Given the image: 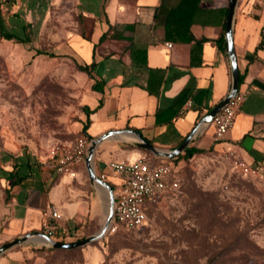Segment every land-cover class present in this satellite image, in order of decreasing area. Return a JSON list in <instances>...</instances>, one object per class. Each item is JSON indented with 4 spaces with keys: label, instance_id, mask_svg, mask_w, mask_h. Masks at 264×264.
<instances>
[{
    "label": "crops",
    "instance_id": "0c3cea01",
    "mask_svg": "<svg viewBox=\"0 0 264 264\" xmlns=\"http://www.w3.org/2000/svg\"><path fill=\"white\" fill-rule=\"evenodd\" d=\"M69 2L80 20L54 33L49 44L91 73L79 71L85 87L82 108L93 112H81L72 127L75 134L82 135L87 124L91 139L133 129L158 148L174 149L228 95L232 79L225 27L230 0H0V5L3 15L35 19L40 12L47 16L43 6L50 16L57 4ZM179 6L182 14L172 17ZM29 22L35 28L37 22ZM33 46L40 47L37 42ZM234 48L243 75L239 90L246 95L235 127L217 141L211 124L192 147L233 151L264 176V4L239 0ZM122 140L104 141L94 157L99 177L117 185L121 180L108 164L143 156ZM85 168L72 176L59 173L47 159L23 153L11 163L0 159V245L43 232L52 207L62 216L56 240L67 241L93 207ZM0 264H22L21 255L7 251Z\"/></svg>",
    "mask_w": 264,
    "mask_h": 264
},
{
    "label": "rangeland",
    "instance_id": "374dc122",
    "mask_svg": "<svg viewBox=\"0 0 264 264\" xmlns=\"http://www.w3.org/2000/svg\"><path fill=\"white\" fill-rule=\"evenodd\" d=\"M43 8L47 16L40 12L35 19L3 15L6 30L31 39L27 44L0 40V159L10 163L21 153L50 161L56 144L80 136L72 129L83 111L79 65L49 44L54 33L80 17L70 2L57 4L50 16ZM29 20L37 22L35 28ZM123 144L155 164L173 166L170 192L146 205L145 226L109 229L104 238L74 250L18 245L9 251L19 253L22 264H264L263 175L243 173L224 151L175 160ZM84 171L93 207L63 242L93 236L106 221L108 195L91 186ZM106 181L118 194V185Z\"/></svg>",
    "mask_w": 264,
    "mask_h": 264
},
{
    "label": "built area",
    "instance_id": "2783aa9c",
    "mask_svg": "<svg viewBox=\"0 0 264 264\" xmlns=\"http://www.w3.org/2000/svg\"><path fill=\"white\" fill-rule=\"evenodd\" d=\"M253 1L264 4V0ZM167 46L172 47V44L168 43ZM245 98V93L239 90L215 116L212 124L217 141H222L235 127ZM191 104V100L186 103L187 106ZM90 141L91 139L80 135L72 141L56 144L51 150L50 162L59 173L75 176L77 169L85 166ZM226 158L245 174L259 173L258 169L249 165L233 151H228ZM108 166L121 180L118 185L119 192L115 193L114 218L110 229L144 227L148 221L146 205L162 201L170 192L173 166L155 164L143 156L134 161L111 162ZM61 218L59 211L52 207L44 223L43 233L56 239Z\"/></svg>",
    "mask_w": 264,
    "mask_h": 264
},
{
    "label": "water",
    "instance_id": "95a60500",
    "mask_svg": "<svg viewBox=\"0 0 264 264\" xmlns=\"http://www.w3.org/2000/svg\"><path fill=\"white\" fill-rule=\"evenodd\" d=\"M238 2L239 0H230L229 11H228L226 27H225V46L230 62L232 82H231L230 91L228 95L224 98V100L220 104H218L214 109H212L207 115H205L201 119L199 125L193 130V132L179 146L175 147L174 149L168 150V149L158 148L153 144L145 141L141 136V134L133 129L110 131L108 133L101 135L100 137L91 139L86 157V162H85L89 180L92 186L98 188L99 191L104 194L107 193L109 197V211L106 214V221L103 227L101 228V230L93 236L74 242L59 241L39 231L28 233L22 237H19L17 239H14L12 241L0 245V258L4 253L9 251L10 249L18 245L28 243L29 240L33 237H40L44 239L46 241V244H44L43 246L51 247L57 250H74L77 248H82L92 242H95L105 237V235L107 234V232L111 227L114 218L115 191L108 182H106L103 178L99 177L94 166L95 153L99 148V146L104 141L108 139L122 140L119 139L121 135L129 134L133 136L134 141H126V140H122V141L131 143L139 149H143L148 152H151L156 157L168 158V159H173L175 157H178L181 154L185 153L190 147H192V144L197 139V137L201 135L209 125L212 124L215 116L221 111V109L226 104L229 103V101L239 91V85H240L239 69H238L237 57L235 54V48H234V19H235V13ZM201 128H203V131L199 133V130Z\"/></svg>",
    "mask_w": 264,
    "mask_h": 264
},
{
    "label": "trees",
    "instance_id": "16d2710c",
    "mask_svg": "<svg viewBox=\"0 0 264 264\" xmlns=\"http://www.w3.org/2000/svg\"><path fill=\"white\" fill-rule=\"evenodd\" d=\"M183 8H184L183 6H179L178 8L172 10L170 12V15L172 17L179 18L180 15L182 14V9ZM28 26H30V25H28ZM188 26H190V24ZM167 32H168V29H167ZM167 34H169V33H167ZM2 39L3 40H7V41H15L16 43H22V44H27V43H29L31 41L30 36L21 37L18 34L14 33V32H11V31H8V30H6L4 28V18H3L2 11L0 9V40H2ZM37 54H43V52L38 51ZM51 56H54V55H51ZM79 69H80V71L87 72L89 74V76L91 75L88 67H84V66H80L79 65ZM239 81H240V84L243 81V75H241V74H239ZM93 89L94 90H98V87L95 85V86H93ZM83 110L85 111V113L87 115H90L93 112L89 108H83ZM87 129H88V124L84 125L82 135H84L87 138L91 139V137L87 134ZM143 139L145 141L151 143V141H149L148 139H146L144 137H143ZM205 152H206V150H203V149H200V148H197V147H190L184 154H182V155H180L178 157H175L174 159L175 160L180 159V158L191 159L195 155L201 154V153H205Z\"/></svg>",
    "mask_w": 264,
    "mask_h": 264
},
{
    "label": "bare ground",
    "instance_id": "6f19581e",
    "mask_svg": "<svg viewBox=\"0 0 264 264\" xmlns=\"http://www.w3.org/2000/svg\"><path fill=\"white\" fill-rule=\"evenodd\" d=\"M203 130V128H201L199 130V133ZM119 139H124L126 141H134V138L132 135L126 134V135H121L119 137ZM107 194V193H106ZM108 195V194H107ZM109 211V197H108V203H107V212ZM29 242L35 243V244H39V245H44L46 244V241L40 237H33L29 240Z\"/></svg>",
    "mask_w": 264,
    "mask_h": 264
}]
</instances>
